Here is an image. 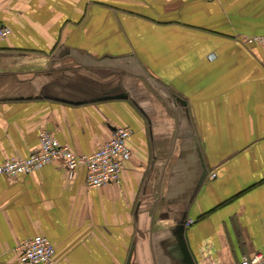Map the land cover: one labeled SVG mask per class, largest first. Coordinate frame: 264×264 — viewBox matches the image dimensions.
Listing matches in <instances>:
<instances>
[{"label": "crops", "instance_id": "0c3cea01", "mask_svg": "<svg viewBox=\"0 0 264 264\" xmlns=\"http://www.w3.org/2000/svg\"><path fill=\"white\" fill-rule=\"evenodd\" d=\"M0 164L43 131L92 154L130 127L119 182L0 175V264H239L264 250V0H0Z\"/></svg>", "mask_w": 264, "mask_h": 264}, {"label": "built area", "instance_id": "2783aa9c", "mask_svg": "<svg viewBox=\"0 0 264 264\" xmlns=\"http://www.w3.org/2000/svg\"><path fill=\"white\" fill-rule=\"evenodd\" d=\"M11 33V28L0 23V42ZM253 40L264 47V35ZM130 127L116 126L110 140L100 144L92 154H79L64 145L53 131H43L40 135L41 149L28 156H13L0 164V175H16L33 172L49 163L61 164L73 175L83 165L87 168V184L99 187L109 182H119L124 163L133 157L127 140L131 136ZM23 264H59L56 248L46 236L25 239L21 244ZM239 264H264V250L253 256L244 257Z\"/></svg>", "mask_w": 264, "mask_h": 264}]
</instances>
